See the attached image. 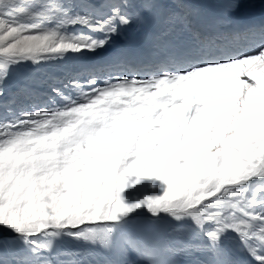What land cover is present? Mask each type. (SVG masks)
<instances>
[{"label": "snow or ice", "instance_id": "snow-or-ice-1", "mask_svg": "<svg viewBox=\"0 0 264 264\" xmlns=\"http://www.w3.org/2000/svg\"><path fill=\"white\" fill-rule=\"evenodd\" d=\"M239 2L227 0L229 13ZM127 6L89 0L75 11L62 0H0V102L13 67L103 49L131 23ZM177 6L192 11L182 0ZM104 7L107 14L96 15ZM77 26L104 38L68 30ZM242 35L258 38L254 52L202 46L169 57L147 78H70L51 89L63 106L9 107L10 118H0V228L27 250L18 264H51L46 254L63 237L115 250L116 234L139 210L191 221L217 264H230V233L264 264V24ZM130 177L155 178L167 190L126 205L120 194ZM124 245L147 264H164L151 243L129 237Z\"/></svg>", "mask_w": 264, "mask_h": 264}, {"label": "rangeland", "instance_id": "rangeland-1", "mask_svg": "<svg viewBox=\"0 0 264 264\" xmlns=\"http://www.w3.org/2000/svg\"><path fill=\"white\" fill-rule=\"evenodd\" d=\"M62 2L65 4L77 5L75 0H62ZM46 63H47L48 68H54V66L48 64V62H46ZM30 66H32V64L29 62V63H23V64H20V65L13 67L10 70V73H9L7 80H6L3 87L7 90H11L13 88V86L11 85L10 81L15 80L14 76H17V72L20 69H23L25 67L26 68L24 69V71L27 72V69ZM59 67L60 66H57L56 69H59ZM48 68H46V67H43V68L38 67L37 68V72L34 74V77H32L35 84H39L41 86H44L45 83L49 84L51 82L50 78H52V76L50 75V70ZM40 69H42V70H40ZM15 70H17L16 73H15ZM45 70L48 71L47 76H46V72H44ZM16 80H17V78H16ZM5 94L6 93L4 92V95ZM29 94H30V96H29L30 98L34 97V94L32 92H30ZM0 104H2V102H0ZM9 107H11V103H9V104L5 103V104H2V106H0V118L3 119V116H5L7 113H9V111H8ZM136 180H137V177H130L128 180V186L120 194L122 201L126 205L131 206V205H134L138 202H143V201H145L146 198L162 197L167 190V185L164 184L163 181L157 180L155 178H141L139 180V183H136ZM150 216H152V215L150 213H148L146 210H139L137 213L132 214V216L129 219L130 224L128 223L127 227L123 231H121V235L123 236V238H125V239L129 238L127 236V234L129 232V230H131V229H133L135 231L138 230L140 232H142L144 229H146V233H148V228L146 226V220H148V218H146V217H150ZM97 226L98 225L93 224V225H84L82 227H97ZM5 237L11 238L10 239L11 241L14 240L13 234L7 232L3 228H0V238H5ZM11 241L9 244L4 245V246L5 247L9 246L11 248V250H13L14 253L16 254L17 260H20L21 259L20 253H26L27 250L23 247V245H20L18 243H11ZM63 243H66L70 246H73L75 249H80V247H88L91 249L92 247H94L93 245L86 244L84 242L77 241L75 239L68 238V237H63L59 240L54 241L55 246H58V244L62 245ZM2 247H3V245H0V253L2 251ZM98 247L100 249H103V251H105V252L106 251H112V250H106L100 246H98ZM122 248H123V245L121 244V239H119L118 235L116 234V249H122Z\"/></svg>", "mask_w": 264, "mask_h": 264}, {"label": "bare ground", "instance_id": "bare-ground-1", "mask_svg": "<svg viewBox=\"0 0 264 264\" xmlns=\"http://www.w3.org/2000/svg\"><path fill=\"white\" fill-rule=\"evenodd\" d=\"M128 59H129V56H128L127 52H126L125 55H124V60H123V63H124L125 66H129V65H130ZM101 62H103V61H100V63H101ZM129 224H130V223H129ZM104 252H105V251H104ZM106 252H107V251H106Z\"/></svg>", "mask_w": 264, "mask_h": 264}]
</instances>
